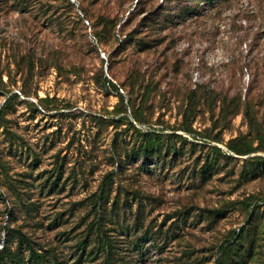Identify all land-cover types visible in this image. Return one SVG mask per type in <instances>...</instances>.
Segmentation results:
<instances>
[{"label":"rangeland","instance_id":"rangeland-1","mask_svg":"<svg viewBox=\"0 0 264 264\" xmlns=\"http://www.w3.org/2000/svg\"><path fill=\"white\" fill-rule=\"evenodd\" d=\"M192 2L0 0V248L20 233L41 264H105L79 262V203L112 171L113 264H214L225 240L264 264V163L248 157H264V0ZM221 89L239 112L214 126L204 93ZM145 131L161 156L133 155ZM239 137L256 151L230 152Z\"/></svg>","mask_w":264,"mask_h":264},{"label":"trees","instance_id":"trees-1","mask_svg":"<svg viewBox=\"0 0 264 264\" xmlns=\"http://www.w3.org/2000/svg\"><path fill=\"white\" fill-rule=\"evenodd\" d=\"M140 0H136V3ZM179 3V6L185 0H176ZM191 3L193 6H198L203 0H192ZM126 0H117V7H121ZM137 5V4H136ZM135 5V6H136ZM134 6V8H135ZM133 8V9H134ZM132 10H129L127 15L125 16L122 22H118V13H114L113 16H108L105 20L106 23L109 24V27L114 28L117 24L119 28L125 27L131 17L134 15ZM188 7H181V12H186ZM118 22V23H116ZM108 33V32H107ZM132 32L125 35L123 39L118 41L117 50L123 51L125 50L127 44L129 43V39L127 38ZM198 92V91H197ZM197 92L191 91L189 95V104L183 112V121L182 130L191 132L192 128L189 125L188 119L193 116L195 110V103L197 100ZM204 103L206 105L207 111L210 113V118L213 120L212 124L216 126L220 122H225V120L231 116L236 115L239 111L238 101L235 99L234 101L229 100L227 98V92L224 89L221 90H211L204 93ZM217 103V106H216ZM216 107L218 108V112L216 113ZM189 114V115H188ZM188 116V117H187ZM244 117L247 118V121L250 126H253L255 123L254 114L249 111L248 107L244 108ZM203 135V134H202ZM209 135L205 134L202 137H208ZM178 137L185 140L182 136L178 135ZM141 146L133 150V155L142 156L144 159L147 158H155L161 156L163 153L164 142L160 135L155 132L145 131L142 133ZM215 140H218L215 138ZM236 141H240L235 145H231L227 143V148L230 152H233L237 155H246L251 152L256 151L255 148L250 147L248 140H240V137L236 139ZM191 144V143H190ZM193 144V143H192ZM167 146H171L168 145ZM173 148V147H172ZM213 149L219 150L217 147L213 146ZM173 152H177V149H173ZM169 151V148L165 150ZM226 158L229 157V154H225ZM250 160H262L264 163V157H250ZM215 160L213 159H205V164L202 166L203 168L208 167L211 171L212 166L215 164ZM116 163H121L116 162ZM121 167V166H120ZM210 171L203 172V174H208ZM205 174V175H206ZM252 176H254V173ZM203 175V177L205 176ZM113 172L110 171L104 175L102 181L100 182L98 189L83 199L79 204L84 208L83 210H88L86 216L82 217V220L79 222V227L82 228L79 231V262L83 263L89 258H94L95 256H99L103 258V262L105 264H113V255L115 253V247L117 243L116 238L111 233L115 231L116 226L120 224V219L125 215L123 209L125 202L127 199H123L121 202L119 195H114L112 198V186H113ZM88 214H91L88 216ZM91 216V219H85ZM84 220V221H83ZM13 233H16V230H13ZM120 234V233H119ZM18 236L21 241L16 243L15 247L7 242L3 244L0 248V264H41L44 260V256L42 253L37 252L31 245H29V241L27 238H24L23 235L18 233ZM25 236V235H24ZM26 237V236H25ZM22 241L25 243V246L22 245ZM224 244L220 245L221 256L218 257L214 264H245L246 261L244 259L243 254L237 256V246L231 244L230 240H225ZM251 247V246H250ZM89 250L87 251V249ZM94 248H96V252L93 255ZM117 248V247H116ZM251 251V248H249ZM233 252V258L231 253ZM84 254V258L82 257Z\"/></svg>","mask_w":264,"mask_h":264}]
</instances>
